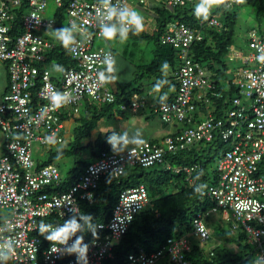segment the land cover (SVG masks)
Masks as SVG:
<instances>
[{
	"label": "built area",
	"instance_id": "built-area-1",
	"mask_svg": "<svg viewBox=\"0 0 264 264\" xmlns=\"http://www.w3.org/2000/svg\"><path fill=\"white\" fill-rule=\"evenodd\" d=\"M201 1L205 0H163L161 5L182 8ZM241 1L228 0L226 7ZM129 4L130 0H0V61L6 64L9 76L8 91L0 100V133L4 136V152L0 153V264H108L114 247L150 199L144 185L123 191L110 219L97 225L101 236L76 259L79 226L71 219L80 213L82 202L94 203L102 178H118L128 166L166 164L172 168L167 156L218 139L228 148L217 165V182L209 188V196L216 202L213 214H221L230 232H246L257 251L255 264H264V29H251L249 54L234 56L243 60V66L232 71V84L239 93L223 116H217L215 102L223 94L217 92L213 74L190 55L191 46L202 41L203 35L183 22H170L161 42L178 50L179 66L173 72L178 85L173 98L154 111L164 124L176 126V131L159 142L144 141L128 149L103 152L75 185L66 191L48 192L60 187L61 173L55 165L37 168L34 143L45 149L63 144L67 123L79 115L86 100L115 102L116 92L108 81L115 73L116 55L96 48L95 43L111 25L133 27ZM23 6L22 32L15 35ZM50 6L53 11L65 9L66 24L73 34L69 51L77 61V67L66 71L58 82L52 80L46 65L48 54L55 49L56 18L53 11L46 14ZM204 24L217 29L224 26L213 12L201 22ZM146 104V99L134 95L120 110L137 113ZM200 105L205 108L200 109ZM62 115H66L65 120ZM198 169V165L182 169L191 184ZM205 218L198 212L193 221L191 236L201 244L211 238ZM191 248L190 237L168 239L156 252L140 249L130 254L126 264H161L166 256L174 264H191L185 258Z\"/></svg>",
	"mask_w": 264,
	"mask_h": 264
},
{
	"label": "trees",
	"instance_id": "trees-1",
	"mask_svg": "<svg viewBox=\"0 0 264 264\" xmlns=\"http://www.w3.org/2000/svg\"><path fill=\"white\" fill-rule=\"evenodd\" d=\"M227 2L228 0H222L219 8L213 12L223 23L222 29L201 25L208 14L200 12L196 8V3L187 4L182 8L162 5L157 7L153 13L155 25L151 32L142 26L138 28L135 24L129 29L116 25L108 27L106 34L101 38H105L107 34H113L117 38L132 41L136 48H140L143 43H148L152 46V58L143 62V59L137 60L134 56H128L127 60L135 67L134 76L127 84L118 85L115 102L99 104L86 100L79 115L71 117L76 124L72 137L69 139L67 137L63 144H52L47 149L46 158L34 159L37 168L47 165L58 167L56 163L59 161L67 158L74 160V168L68 171L67 175H61L60 187L49 190V193L68 190L78 182L88 166L94 163L103 152L120 150L123 135L118 130L100 132L94 140L92 137L93 132L99 129L101 120H111L117 114L127 113L120 110L122 103L138 95L147 100L145 108L151 106L156 114L154 111L156 108L173 98L178 85L173 77V72L179 66L178 50L161 42V37L170 22H183L198 29L203 35L202 41L195 42L191 46L190 55L194 61L202 64L213 74L215 88L217 92L223 94V98L215 102L217 107L215 112L217 116H223L232 98L239 93L238 87L232 84L234 68L229 69L228 60L235 42L240 15L238 11L232 10L233 6L227 8ZM235 5L251 6L255 11L258 28L262 29L264 0H242ZM25 10L26 6H23L19 11L13 32L15 35L22 32L21 15ZM53 14L56 18V27L53 31L55 49L48 54L46 65L51 69L52 80L58 82L66 71L77 67V61L72 58L69 51L73 34L66 24L65 9L55 8ZM106 49L112 50L116 55L114 48ZM43 66L40 65V69H43ZM114 78L115 73L112 79ZM111 80L109 79L108 82ZM32 96L36 98L35 93ZM210 107L213 108L214 104ZM204 108L200 105V109ZM62 118L65 120L66 115H62ZM212 147L217 149V153L210 156L206 152ZM227 148L220 139L208 144L197 143L187 151L167 156L166 162L172 168L168 169L166 164L147 168L128 166L124 174L118 178L103 177L96 190L94 203L82 202L80 213L71 219L79 226V243L74 257L80 259L87 252L91 242L101 236L102 233L97 225L110 219L121 193L126 189L144 185L150 203L136 215L126 234L114 247L113 258L108 261V264H126L128 256L138 253L140 249L153 253L162 248L168 239L178 240L183 237L191 238L192 248L185 253V258L191 264H255L257 251L248 242L246 232L239 229L232 233L229 228L218 223L219 221H211L216 202L209 196V188L217 182L216 166ZM194 165H198L199 169L192 175L195 181L191 184L187 173L182 169ZM175 169H179L178 172ZM212 175L214 182L211 183ZM198 212L206 215L205 221L211 236L209 242L217 240L212 250L206 249L205 244H201L191 236L193 221ZM57 223L63 224L64 220H57ZM218 241L222 242L218 243ZM211 252L214 255H211ZM161 264L174 263L166 256L162 258Z\"/></svg>",
	"mask_w": 264,
	"mask_h": 264
},
{
	"label": "rangeland",
	"instance_id": "rangeland-1",
	"mask_svg": "<svg viewBox=\"0 0 264 264\" xmlns=\"http://www.w3.org/2000/svg\"><path fill=\"white\" fill-rule=\"evenodd\" d=\"M146 3L144 5H136V1L132 0L133 5L130 6V12L131 14L135 13L140 19H141V26L144 27L147 31H153L155 21H154V10L160 6V3L163 2V0H145ZM222 0H209V2L201 1L196 3V8L199 9L201 6L206 7V13L209 14L210 12L216 11ZM206 3V4H205ZM232 10L238 11L240 17L237 23V29L235 34V42L230 50L229 55V69L232 70L240 68L243 66V60L240 58L234 57L236 54L245 56L248 55L250 50L248 47V33L253 28H258V21L255 16V11L251 6H241V5H235L232 7ZM53 11V7L50 6L48 9L47 15H51ZM204 12V13H205ZM264 27V22H262V29ZM140 48L134 47V44L132 41L126 39V38H117L113 34H107L105 38L98 39L96 41V47H105L109 48L112 47L116 51V59H115V81H117L121 85L127 84L130 80H132L134 76L135 67L132 65L127 59L128 56H134L137 60H142L143 62H147L152 58L151 53V47L148 43H143L140 45ZM233 57V58H232ZM158 116V115H157ZM159 118V117H158ZM157 121V119H156ZM123 123V122H122ZM109 124V120L103 119L99 125V129L101 128L103 131H107L106 127ZM115 124V123H114ZM72 128H75L76 124L74 123L72 125ZM98 129V130H99ZM121 129L123 134H125V130L123 128V125H121ZM135 131L134 128H131V130H128V132ZM146 135L148 136L150 131H148V128L144 129ZM125 134V138L128 137V133ZM73 134V129H72ZM130 136V134H129ZM33 157L34 159L40 158V160L46 158L48 156L47 149L43 148L38 143H34L33 146ZM2 153V152H1ZM210 156L217 153V149L215 147H212L210 150L206 152ZM60 169L61 175H67L68 171L72 170L74 167V160L67 158L62 161H59L56 163ZM217 169V166H216ZM211 183L214 182L213 175L211 176ZM211 221H219L223 227L229 228V224L222 218L221 214H212L211 215ZM217 223V224H218ZM222 242V241H218ZM217 244V240H211L204 246H206V249H213V247Z\"/></svg>",
	"mask_w": 264,
	"mask_h": 264
},
{
	"label": "crops",
	"instance_id": "crops-1",
	"mask_svg": "<svg viewBox=\"0 0 264 264\" xmlns=\"http://www.w3.org/2000/svg\"><path fill=\"white\" fill-rule=\"evenodd\" d=\"M135 1H136V5L140 3L139 2L140 0H135ZM161 4L162 3H160V6ZM131 5H133L132 0H130L129 9ZM114 68H115V63H114ZM108 85L113 91L116 92L118 90L119 83L115 81V79H112L108 83ZM8 88H9V76H8L7 66L4 62L0 61V100L2 99L4 94L8 91ZM153 109L154 108H152L151 106H148L147 108L142 109L138 113L127 112L125 115L117 114L115 118L109 120V124L107 125L106 130L107 131L118 130L123 135V143L120 146V150L134 147L144 141L159 142L169 133L176 131V126L173 125L169 126L164 124L160 120V118H158L159 116H157V114H154ZM73 124H74L73 119H71L67 123L66 129H67L68 139L71 138L73 135L72 134V129L74 130V128H72ZM121 125H123L125 134H127L128 130H131V128H134L135 131L128 132L130 136L128 134V137L125 138L124 137L125 134H123L122 132ZM145 128H148V131H150L148 136L144 131ZM101 130L102 129L100 128L99 130L97 129L96 131L93 132V137H92L93 140L99 136L100 132H106L104 131L105 129L103 131ZM1 152L2 153L4 152V136L2 133H0V153Z\"/></svg>",
	"mask_w": 264,
	"mask_h": 264
},
{
	"label": "clouds",
	"instance_id": "clouds-1",
	"mask_svg": "<svg viewBox=\"0 0 264 264\" xmlns=\"http://www.w3.org/2000/svg\"><path fill=\"white\" fill-rule=\"evenodd\" d=\"M197 3V2H196ZM200 12H205L206 11V7L204 6H201L199 9H198ZM130 22L135 24L138 28L141 27V19L135 14L133 13L130 17Z\"/></svg>",
	"mask_w": 264,
	"mask_h": 264
}]
</instances>
